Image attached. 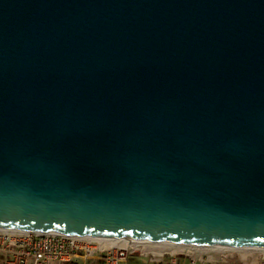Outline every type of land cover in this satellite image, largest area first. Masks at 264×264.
<instances>
[{"label": "water", "instance_id": "obj_1", "mask_svg": "<svg viewBox=\"0 0 264 264\" xmlns=\"http://www.w3.org/2000/svg\"><path fill=\"white\" fill-rule=\"evenodd\" d=\"M0 229L264 249V0H0Z\"/></svg>", "mask_w": 264, "mask_h": 264}, {"label": "built area", "instance_id": "obj_2", "mask_svg": "<svg viewBox=\"0 0 264 264\" xmlns=\"http://www.w3.org/2000/svg\"><path fill=\"white\" fill-rule=\"evenodd\" d=\"M151 243L154 242L115 243L98 237L0 229V264H124L129 255L143 254L144 246ZM228 251L231 252L223 258L229 264H264V249ZM146 254L155 255L153 251ZM172 255L174 263L178 256H186L180 252Z\"/></svg>", "mask_w": 264, "mask_h": 264}, {"label": "rangeland", "instance_id": "obj_3", "mask_svg": "<svg viewBox=\"0 0 264 264\" xmlns=\"http://www.w3.org/2000/svg\"><path fill=\"white\" fill-rule=\"evenodd\" d=\"M155 255L146 254L147 252ZM175 252H182L186 256H178L172 261ZM231 251L227 247L186 246L169 243H151L144 246L143 254L134 253L127 258V264H229L224 256ZM163 254V257L161 256ZM125 261V262H126ZM124 262V263H125Z\"/></svg>", "mask_w": 264, "mask_h": 264}, {"label": "bare ground", "instance_id": "obj_4", "mask_svg": "<svg viewBox=\"0 0 264 264\" xmlns=\"http://www.w3.org/2000/svg\"><path fill=\"white\" fill-rule=\"evenodd\" d=\"M5 230H8V229H5ZM11 231H14V230H11ZM24 232H26V231H24ZM98 238H103V239H105L106 241H113V242H115V243H117V241H119L118 239H112V238H104V237H98ZM121 243H125V241H120ZM154 243H156V242H154ZM177 245H180V244H177ZM207 247V246H206ZM215 248H217V247H215ZM180 253H182V252H180ZM183 254V253H182Z\"/></svg>", "mask_w": 264, "mask_h": 264}, {"label": "crops", "instance_id": "obj_5", "mask_svg": "<svg viewBox=\"0 0 264 264\" xmlns=\"http://www.w3.org/2000/svg\"><path fill=\"white\" fill-rule=\"evenodd\" d=\"M124 264H127V261ZM181 264H184V263L182 262Z\"/></svg>", "mask_w": 264, "mask_h": 264}]
</instances>
